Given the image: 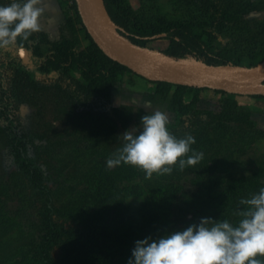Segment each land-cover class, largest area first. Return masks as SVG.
Masks as SVG:
<instances>
[{
    "label": "rangeland",
    "instance_id": "rangeland-1",
    "mask_svg": "<svg viewBox=\"0 0 264 264\" xmlns=\"http://www.w3.org/2000/svg\"><path fill=\"white\" fill-rule=\"evenodd\" d=\"M58 2L63 19L56 38L42 29L0 48V58L10 48L22 60L10 66L1 85L10 89L18 109L14 121L0 116V264H37L30 251L42 235L43 201L17 165L19 148L42 171L52 220L63 232L51 248L56 264H126L134 241L145 235L181 230L201 217L237 224L249 207L242 199L264 186V96L208 88L180 92L128 71L110 87L91 88L77 69L58 74L40 68L34 49L75 37L67 21L75 15L73 1ZM121 6L145 16L157 6L176 19L184 18L188 6L202 7L224 26L214 51L240 56L242 65L248 66L254 45L264 46V0H121ZM76 35L80 51L89 40L83 29ZM166 43L145 45L162 50ZM156 109L166 113L171 133H191V147L204 157L151 177L128 163L108 167L122 133L139 128L141 115Z\"/></svg>",
    "mask_w": 264,
    "mask_h": 264
},
{
    "label": "clouds",
    "instance_id": "clouds-1",
    "mask_svg": "<svg viewBox=\"0 0 264 264\" xmlns=\"http://www.w3.org/2000/svg\"><path fill=\"white\" fill-rule=\"evenodd\" d=\"M42 3H0V48L11 45L17 36L27 39L42 30ZM140 122L139 128L122 133L121 147L106 159L108 167L128 163L151 177L154 172L171 173L177 163L181 169L195 165L204 157L203 151L191 147L195 143L191 133L177 137L170 132L168 117L160 109L141 115ZM241 203L249 207L235 225L226 218L201 217L181 230L136 239L126 264H264L258 258L264 256V186Z\"/></svg>",
    "mask_w": 264,
    "mask_h": 264
},
{
    "label": "trees",
    "instance_id": "trees-1",
    "mask_svg": "<svg viewBox=\"0 0 264 264\" xmlns=\"http://www.w3.org/2000/svg\"><path fill=\"white\" fill-rule=\"evenodd\" d=\"M72 1L75 15L74 17H69L67 21H69L71 31L75 37L71 40L64 39L48 44L50 47L43 50L34 49L32 52V55L34 54L33 59L40 68L48 69L58 74L71 69H77L91 88L110 87L125 72L132 71L110 59L93 42L81 23L74 0ZM104 2L111 18L118 26L123 28L121 31L122 36L138 46L148 48L145 45L147 41L162 39L167 43L161 51L172 58L194 63L204 62L210 65L240 64V56H229L226 52L219 49L214 51V49L218 48V46H215L217 45L215 42L219 38H222L221 31L224 26L217 23L219 18H213L216 16L202 7L196 6L192 8L188 6L184 8L182 16L184 18L176 19L168 17L157 6H152L150 10H147L149 14L145 16L146 14L141 15L127 12V8H122L121 0H104ZM77 22L80 24V28L76 27ZM78 29H83L86 38L89 40L87 46L80 51L76 48L78 44L76 32ZM255 47H257L256 50ZM1 55L0 116L6 121H14V118L11 116L16 115L18 108L15 105L14 99H12L10 89L7 86L1 85L6 75H8L10 66L22 65V60L10 48L4 49ZM248 55V66L253 67L257 64H263L264 46L258 47L254 45L248 52ZM256 56L259 57L255 58ZM9 63L12 64L8 66ZM149 82L155 83L157 86L174 85L166 82ZM174 86L180 92L187 89H203L183 85ZM215 91L228 93L220 90ZM256 97L263 96L256 95ZM15 126H17V123H15ZM14 153L17 165L23 174L26 175L25 178L29 181V186L33 190H38L43 201L39 210L40 219L38 220V226L42 234L41 240L31 246L30 255L37 264H56L51 254V248L60 241L63 232L52 220L51 209L48 205L50 201L49 191L42 184V171L34 166L32 161L26 157L24 149L19 148ZM74 263L75 261L73 260L72 264Z\"/></svg>",
    "mask_w": 264,
    "mask_h": 264
},
{
    "label": "water",
    "instance_id": "water-1",
    "mask_svg": "<svg viewBox=\"0 0 264 264\" xmlns=\"http://www.w3.org/2000/svg\"><path fill=\"white\" fill-rule=\"evenodd\" d=\"M85 30L110 59L153 82L208 88L236 95L264 96V63L220 65L194 63L144 48L125 39L111 18L104 0H74Z\"/></svg>",
    "mask_w": 264,
    "mask_h": 264
},
{
    "label": "crops",
    "instance_id": "crops-1",
    "mask_svg": "<svg viewBox=\"0 0 264 264\" xmlns=\"http://www.w3.org/2000/svg\"><path fill=\"white\" fill-rule=\"evenodd\" d=\"M42 7L45 9L44 14L40 17L42 29L50 39L51 37L56 38V29H58L63 19L62 8L58 0H43Z\"/></svg>",
    "mask_w": 264,
    "mask_h": 264
}]
</instances>
